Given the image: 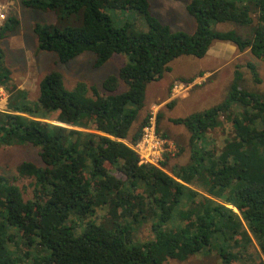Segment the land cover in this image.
Instances as JSON below:
<instances>
[{
    "label": "trees",
    "instance_id": "1",
    "mask_svg": "<svg viewBox=\"0 0 264 264\" xmlns=\"http://www.w3.org/2000/svg\"><path fill=\"white\" fill-rule=\"evenodd\" d=\"M22 2L44 12L79 14L78 26L34 27L39 49L56 53L61 63L84 52L95 55L96 67L115 54L126 61L101 88L85 81L68 88L63 74L51 71L31 100L14 83L0 46V86L8 93L7 109H0V145L32 143L44 163L17 168L33 178L29 198L0 174V264H162L204 252L218 253L224 264H264V93L242 88L238 75L224 101L173 119L189 130L192 153L189 164L170 173L168 154L159 166L140 164L132 147L150 121L147 115L132 134L147 86L171 71L176 58L205 57L224 41L264 60V0H191L186 7L196 22L193 32L163 23L150 0ZM112 9L136 15L119 24ZM138 16L146 29L138 27ZM224 22L257 24L253 37L245 38L235 29L213 27ZM18 23L10 16L0 39ZM250 68L260 82L256 66ZM224 121L233 137L217 148L209 132ZM106 203L114 219H152L154 238L135 243L133 227L90 219Z\"/></svg>",
    "mask_w": 264,
    "mask_h": 264
},
{
    "label": "rangeland",
    "instance_id": "2",
    "mask_svg": "<svg viewBox=\"0 0 264 264\" xmlns=\"http://www.w3.org/2000/svg\"><path fill=\"white\" fill-rule=\"evenodd\" d=\"M23 0H0L7 4L9 16L19 20L18 25L5 32L0 39V46L5 53V61L11 69L14 83L28 93L31 100L39 95L40 80L51 71L63 74L65 84L72 88L79 81L101 88L102 81L110 74H117L126 61L125 56L115 54L107 63L96 67L95 55L84 52L77 58L61 63L54 52L42 51L38 47L34 27L37 23L55 24L60 27L78 26L81 24L79 14L66 16L55 12H44L24 6ZM191 0H150L152 12L174 30L193 32L196 28L194 17L187 11ZM117 23L126 21L136 15L132 11L119 12L110 10ZM140 29H146L142 16L135 18ZM257 22L251 25H240L234 22L214 23L217 30L235 29L241 36L252 38ZM250 64H254L261 81L256 82ZM172 70L164 74L159 81L150 82L147 86L145 106L132 127V134L137 131L143 119L148 115L154 118L157 133L166 141L165 155L169 173L175 166L187 165L191 161L190 132L173 119L186 117L195 112H202L224 101L230 94L235 78L241 76V87L252 92L264 93V60L256 58L250 50L239 51L237 47L224 41L215 42L205 57L183 55L171 62ZM8 93L0 86V109H7ZM238 107H235L237 110ZM160 115L158 128L157 117ZM224 118V116L222 117ZM54 123L60 122L52 120ZM150 122V121H149ZM149 124V123H148ZM212 145L221 148L233 137L232 125L224 121L222 125L209 132ZM129 142V140H127ZM41 149L32 143L0 145V174L22 187L26 198L33 196V178L21 176L18 166L23 162L44 165ZM118 178L125 176L114 169L111 171ZM104 204L96 209L90 219L110 228L115 223L134 228L133 242H144L154 238L152 219H139L131 223L132 218L114 219ZM82 228L78 230L81 232ZM162 264H224L216 252L190 255L185 260L168 258Z\"/></svg>",
    "mask_w": 264,
    "mask_h": 264
},
{
    "label": "built area",
    "instance_id": "3",
    "mask_svg": "<svg viewBox=\"0 0 264 264\" xmlns=\"http://www.w3.org/2000/svg\"><path fill=\"white\" fill-rule=\"evenodd\" d=\"M9 8L0 2V29L8 20ZM165 140L157 133L154 118L144 128L142 138L132 145L140 158V164L160 165L165 153Z\"/></svg>",
    "mask_w": 264,
    "mask_h": 264
}]
</instances>
